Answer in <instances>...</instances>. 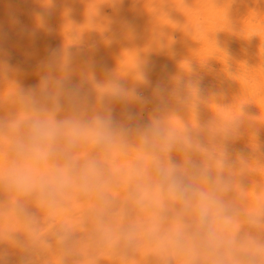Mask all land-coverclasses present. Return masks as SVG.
<instances>
[{"label": "rangeland", "instance_id": "obj_1", "mask_svg": "<svg viewBox=\"0 0 264 264\" xmlns=\"http://www.w3.org/2000/svg\"><path fill=\"white\" fill-rule=\"evenodd\" d=\"M218 6L221 3L215 0H0V62L11 69L7 75L0 74V119L23 112L19 89L38 84L42 62L51 49L73 53L72 82L77 84L82 74L92 70L97 80L110 75L126 87L136 86L148 98V87L136 85L141 70L148 73L153 86L158 79L166 86L196 79L200 74L195 70L200 71L214 53L210 30ZM38 16L43 18L42 28L37 26ZM185 95H190L189 89ZM153 103L145 109L153 110ZM114 108L116 117L122 105ZM157 115L169 127H176L177 119L188 123L183 112L171 113L167 119ZM136 141L132 134L127 144ZM121 146L115 143L101 149L84 144L76 155L81 161L96 157L105 173L115 167L111 157ZM0 148L3 170L13 158L6 132L0 133ZM131 159L134 164L138 157ZM95 195L86 197L73 189L55 206H47L35 195L17 196L0 185V255L6 254V264H164L157 244L143 233L131 244L116 243L129 226L147 224L150 214L124 207L117 198L109 197L105 203ZM224 198L239 221L237 229H229L237 244L227 264L244 261L253 252L256 264H264V197L252 203L229 191ZM256 212L261 213L260 222L252 226L249 216ZM106 229L110 238L105 236ZM189 259V254L177 253L169 256L168 264H189ZM198 264H211V260L201 255Z\"/></svg>", "mask_w": 264, "mask_h": 264}, {"label": "clouds", "instance_id": "obj_2", "mask_svg": "<svg viewBox=\"0 0 264 264\" xmlns=\"http://www.w3.org/2000/svg\"><path fill=\"white\" fill-rule=\"evenodd\" d=\"M37 26L43 27L42 17L38 16ZM73 65L71 51L51 49L42 62L38 84L19 89L23 112L0 119V133L9 134L13 153L8 166L0 170V185L17 196L35 195L47 206H55L73 189L95 192L109 203L112 178L105 175L99 159L92 156L81 161L76 152L84 144L101 149L115 143L125 146L134 134L139 143L138 160L124 178L127 201L150 215L147 224L129 226L116 243L131 244L143 233L157 244L164 264L177 253L189 254V264H198L201 255L210 258L211 264H227L237 244L229 229L239 227L224 198L231 187V178L224 175L227 147L217 152L215 146L203 142L202 129L194 130L179 119L176 127H169L156 115L187 104L185 89L198 95L199 86L176 80L166 96L167 90L159 83L152 86L141 70L136 85L152 87L159 103L150 121L140 123L129 106H146L150 101L143 92L110 75L99 81L92 70L82 74L80 83H73ZM10 70L0 62V74ZM85 84L90 88L85 89ZM116 104L124 105L122 120L114 116ZM238 127L239 120L234 118L223 129L224 140L233 138ZM174 152L180 155L179 162L173 159ZM260 216L259 212L250 214V225H258ZM105 236L110 238V230H105ZM259 247L256 245L257 250ZM6 261V254L0 255V264ZM233 264H256L255 252Z\"/></svg>", "mask_w": 264, "mask_h": 264}, {"label": "bare ground", "instance_id": "obj_3", "mask_svg": "<svg viewBox=\"0 0 264 264\" xmlns=\"http://www.w3.org/2000/svg\"><path fill=\"white\" fill-rule=\"evenodd\" d=\"M215 1L220 2L221 6L216 7L211 21L214 50L211 49L214 53L210 55L213 56L200 67V71L195 70L201 76L183 79L185 84L193 80L199 86V94L189 90L187 104L172 106L168 111L157 114H164L167 119L171 113L183 112L190 128L203 127L201 138L205 144L215 146L217 152L226 146L229 160L224 175L231 178L229 191L239 200L253 203L264 197V0ZM225 73L227 77L223 76ZM157 82L167 90L166 96L174 87V83L166 86L161 79L154 81L155 84ZM148 92L154 109L159 101L153 96L152 87H148ZM199 100H202V104ZM129 107L138 114V122L150 121L153 110L147 111V107L139 105ZM123 111L124 105L116 119H123ZM234 118L239 120V127L235 136L225 141L223 129ZM138 147V141L121 146L119 153L111 157L115 165L111 169L115 170L114 175H106L113 180L108 197L117 198L124 207L132 209L135 207L127 201L128 187L124 184V178L132 165L131 156L138 157ZM172 155L173 159L180 157L176 152ZM212 163L215 170V163ZM106 165V168H110V164ZM94 193L84 195L89 197ZM95 197L99 195L96 193Z\"/></svg>", "mask_w": 264, "mask_h": 264}]
</instances>
